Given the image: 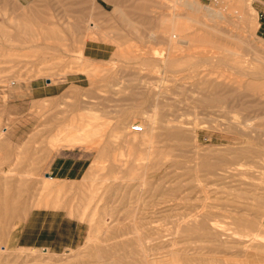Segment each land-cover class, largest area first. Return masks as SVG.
I'll return each instance as SVG.
<instances>
[{"label":"rangeland","instance_id":"1","mask_svg":"<svg viewBox=\"0 0 264 264\" xmlns=\"http://www.w3.org/2000/svg\"><path fill=\"white\" fill-rule=\"evenodd\" d=\"M251 2L0 0V264H264Z\"/></svg>","mask_w":264,"mask_h":264},{"label":"crops","instance_id":"2","mask_svg":"<svg viewBox=\"0 0 264 264\" xmlns=\"http://www.w3.org/2000/svg\"><path fill=\"white\" fill-rule=\"evenodd\" d=\"M252 8L257 13V21H258V28L264 30V0H252L251 2ZM38 88H31V91H36ZM74 163H71L69 168L67 169V173L70 169H72V166Z\"/></svg>","mask_w":264,"mask_h":264},{"label":"bare ground","instance_id":"3","mask_svg":"<svg viewBox=\"0 0 264 264\" xmlns=\"http://www.w3.org/2000/svg\"><path fill=\"white\" fill-rule=\"evenodd\" d=\"M173 31H175V30L173 29L172 32H173ZM172 32H171V33H172ZM171 36H172V37H171V40H172L173 42L175 41L176 43H180V42L182 41V38H181L180 35H177V34L174 35V34H172ZM170 45H171V44H170ZM173 46H174V45H173ZM142 129H143V127H142ZM133 132H135V131H133Z\"/></svg>","mask_w":264,"mask_h":264},{"label":"built area","instance_id":"4","mask_svg":"<svg viewBox=\"0 0 264 264\" xmlns=\"http://www.w3.org/2000/svg\"><path fill=\"white\" fill-rule=\"evenodd\" d=\"M131 130H132V131H135V132H140V131L142 130V126L139 125V124L132 125V126H131Z\"/></svg>","mask_w":264,"mask_h":264}]
</instances>
